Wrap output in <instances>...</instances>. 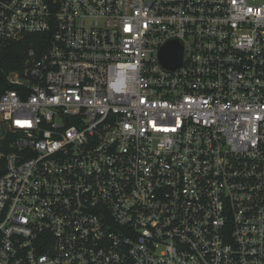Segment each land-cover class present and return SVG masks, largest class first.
Segmentation results:
<instances>
[{"label":"built area","instance_id":"1","mask_svg":"<svg viewBox=\"0 0 264 264\" xmlns=\"http://www.w3.org/2000/svg\"><path fill=\"white\" fill-rule=\"evenodd\" d=\"M34 35L0 91V264H264V0H0V53Z\"/></svg>","mask_w":264,"mask_h":264},{"label":"trees","instance_id":"2","mask_svg":"<svg viewBox=\"0 0 264 264\" xmlns=\"http://www.w3.org/2000/svg\"><path fill=\"white\" fill-rule=\"evenodd\" d=\"M38 41H40L38 36H29L23 42L11 43L0 53V91L4 90L6 75L11 71L21 69L31 44L34 43L35 47H38L41 44Z\"/></svg>","mask_w":264,"mask_h":264},{"label":"water","instance_id":"3","mask_svg":"<svg viewBox=\"0 0 264 264\" xmlns=\"http://www.w3.org/2000/svg\"><path fill=\"white\" fill-rule=\"evenodd\" d=\"M160 60L163 66L169 70L181 67L183 62V47L178 41L168 42L160 51Z\"/></svg>","mask_w":264,"mask_h":264}]
</instances>
